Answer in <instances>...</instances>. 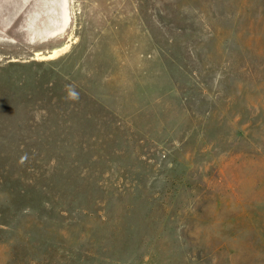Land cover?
I'll use <instances>...</instances> for the list:
<instances>
[{"label": "rangeland", "instance_id": "1", "mask_svg": "<svg viewBox=\"0 0 264 264\" xmlns=\"http://www.w3.org/2000/svg\"><path fill=\"white\" fill-rule=\"evenodd\" d=\"M0 264H264V0H0Z\"/></svg>", "mask_w": 264, "mask_h": 264}, {"label": "clouds", "instance_id": "2", "mask_svg": "<svg viewBox=\"0 0 264 264\" xmlns=\"http://www.w3.org/2000/svg\"><path fill=\"white\" fill-rule=\"evenodd\" d=\"M71 98H77V94L75 92L70 93Z\"/></svg>", "mask_w": 264, "mask_h": 264}, {"label": "bare ground", "instance_id": "3", "mask_svg": "<svg viewBox=\"0 0 264 264\" xmlns=\"http://www.w3.org/2000/svg\"><path fill=\"white\" fill-rule=\"evenodd\" d=\"M56 52V51H55ZM57 52H58V50H57Z\"/></svg>", "mask_w": 264, "mask_h": 264}]
</instances>
